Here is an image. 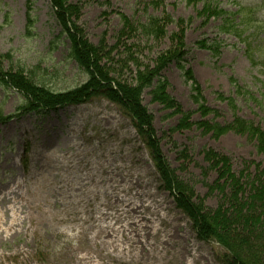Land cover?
<instances>
[{
    "label": "rangeland",
    "instance_id": "374dc122",
    "mask_svg": "<svg viewBox=\"0 0 264 264\" xmlns=\"http://www.w3.org/2000/svg\"><path fill=\"white\" fill-rule=\"evenodd\" d=\"M69 2L79 9L67 17L106 52L100 64L112 79L136 85L138 70L169 56L141 95L155 140L103 96L24 113L28 94L5 78L8 71L33 74L30 89L40 82L56 92L88 74L69 56L71 40L60 37L51 0H0V264H229L232 256L199 233L167 189L149 144L156 142L168 174L191 188L194 207L229 208L231 185L240 181L248 208L253 182H264V147L249 131L264 134V43L248 50L222 27L242 6L248 23L264 21V0ZM152 18L163 35L145 32ZM141 189L163 203L168 220L148 239L152 247L130 251L128 221L116 211L137 203ZM84 231L87 239H78ZM250 242L249 253L264 264V236Z\"/></svg>",
    "mask_w": 264,
    "mask_h": 264
},
{
    "label": "trees",
    "instance_id": "16d2710c",
    "mask_svg": "<svg viewBox=\"0 0 264 264\" xmlns=\"http://www.w3.org/2000/svg\"><path fill=\"white\" fill-rule=\"evenodd\" d=\"M51 2L54 7V14L57 22L62 27L60 37L66 35V37L71 40L69 56L74 58L82 68H85L88 79L74 89L56 92L40 82L36 83L40 86H34L33 89H30L28 86H32L30 81L34 79L33 74H27L30 78H26L22 75L24 72L22 69L16 70L14 73L8 71L6 76H3H5L8 81H10L8 78L13 79L15 86L17 88L20 86L23 93L26 95L28 94L23 112L55 110L67 104L80 103L81 99L85 97L103 96L124 107L132 116L140 133L146 136L147 140H155L150 120L151 117L147 114L142 105L141 95L143 89L152 85L153 78L158 74V71L171 61L169 60V56L165 57L161 55L156 60L154 67L150 68L146 66L144 70H138L136 85H132L127 80L120 81L112 79L110 77V70L105 65L100 64L106 57V52H104L101 47H96L90 44L88 40H85L82 29L75 27L73 22L67 17V14L77 15L78 6L70 2L68 3V0H51ZM240 12L241 11L237 13ZM237 13H233V18L227 19L222 30L228 34L234 35L239 41L244 42L248 50L253 49L257 51V48L261 46L260 42L254 44V39H252L249 34L245 35V33L249 31L250 26L246 25L243 17L237 18ZM32 20L33 18L29 16L28 22L31 24V27L33 23ZM252 28L254 29L252 35L257 34V28L254 25ZM144 30L146 33L153 35V37H159L164 33V27L159 25L158 18L148 20L144 25ZM1 78L3 81L7 82L3 77ZM21 84H23V87ZM29 97L33 99V103H31ZM171 107H176V105ZM203 124L207 125L206 123ZM246 128L249 127L246 126ZM218 129L224 130L223 127H219ZM249 131L257 135L258 138L260 137L259 145L264 147V134L261 133V130L252 128V130L249 129ZM149 148L152 151V157L157 163L158 168L164 174L163 180L167 189L171 193H175L178 199H181L180 207H182L188 216L193 219L199 233L202 234L206 240L219 243L227 251V254L232 256L229 257V264H261L257 260V252L254 251L250 254L249 251L252 249L251 246L253 245V243L250 242L251 237H255V240H258L262 239L264 236V182L260 185H258L260 183L258 180L253 182L252 191H254V193L245 201L247 204L251 203L248 208L241 202L243 201V183L235 181L233 185H231L234 187L235 192L228 196V202L230 203L229 208L216 212L201 210L193 206L189 195L191 194V188L184 182H177L172 174H168V170L165 168V162H163L160 157L161 155H159L156 142L154 141L152 144H149ZM249 199L250 201H248ZM233 226L238 227L240 232L234 230V228H232ZM245 232L247 234L243 235ZM252 256H255V258Z\"/></svg>",
    "mask_w": 264,
    "mask_h": 264
},
{
    "label": "bare ground",
    "instance_id": "6f19581e",
    "mask_svg": "<svg viewBox=\"0 0 264 264\" xmlns=\"http://www.w3.org/2000/svg\"><path fill=\"white\" fill-rule=\"evenodd\" d=\"M42 171H44L42 176L43 182L47 184L50 182L52 176H48L49 173H47V169L44 168ZM136 195L137 203L128 204L125 208L118 209L116 213L118 217L122 219L125 218L128 221L127 226L124 227L123 233L127 238H130L132 243L129 244V250L145 251L147 246L152 247L148 241L150 237L157 236L160 232L164 233L166 231L162 229V226L168 219L166 214L162 215L161 213V209H163V203H161V201L157 202L153 199L149 201L151 197H155L151 191L148 189H141L140 192H136ZM144 213L148 215H144ZM150 216L156 217V221L158 222L157 225L152 222ZM150 224H153V227ZM175 233L176 232H173V234L170 235L171 239L176 236ZM87 235L88 232L84 231L79 234L78 237L80 238L78 239H87Z\"/></svg>",
    "mask_w": 264,
    "mask_h": 264
}]
</instances>
